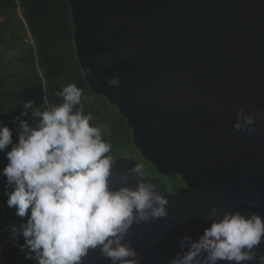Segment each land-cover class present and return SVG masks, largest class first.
Here are the masks:
<instances>
[{
  "label": "water",
  "instance_id": "95a60500",
  "mask_svg": "<svg viewBox=\"0 0 264 264\" xmlns=\"http://www.w3.org/2000/svg\"><path fill=\"white\" fill-rule=\"evenodd\" d=\"M67 3L75 55L91 91L125 118L140 158L185 184L171 193L157 177L139 178L169 201L168 216L147 227L133 224L126 236L141 264H168L183 236L195 241L210 226L213 206L221 216L255 212L264 221V124L256 121L252 135L233 127L238 108L264 110V0ZM112 76L119 86H108ZM137 164L117 157L110 189H135L138 177L130 170ZM253 250L264 255V236ZM83 264L110 261L97 248Z\"/></svg>",
  "mask_w": 264,
  "mask_h": 264
},
{
  "label": "clouds",
  "instance_id": "9594fccd",
  "mask_svg": "<svg viewBox=\"0 0 264 264\" xmlns=\"http://www.w3.org/2000/svg\"><path fill=\"white\" fill-rule=\"evenodd\" d=\"M107 84L116 87L120 81L112 76ZM56 95L62 103L43 110L33 109L32 100L23 103L24 110L14 118L20 129L16 143L9 127L0 124V152L8 161L0 169L6 178V205L22 218L8 226L13 245L35 264H83L89 250L97 248L110 264H141L139 252L126 236L133 224L147 227L150 221L168 216L167 196L156 184L139 179L144 174L138 164L130 170L138 177L135 189H110L114 158L103 137L109 130L107 125L90 123L93 116L85 114L82 103V99L91 103L93 97H85L74 83ZM30 109L39 118L35 127L22 119ZM256 121L264 124V110L253 114L240 107L233 127L252 135ZM9 145L11 150L5 151ZM206 215L210 226L195 241L183 236L180 251L168 264L252 260L264 264V255L253 250L264 236L260 215L224 211L221 216L215 206Z\"/></svg>",
  "mask_w": 264,
  "mask_h": 264
},
{
  "label": "trees",
  "instance_id": "16d2710c",
  "mask_svg": "<svg viewBox=\"0 0 264 264\" xmlns=\"http://www.w3.org/2000/svg\"><path fill=\"white\" fill-rule=\"evenodd\" d=\"M20 9L25 23L34 41L26 46L14 29L4 42V50L10 47L22 54L17 63H4L2 40L0 38V124L6 125L12 132L13 143L18 141V124L14 118L23 111V103L34 101L33 109L43 110L48 105L62 103L56 95L64 86L74 83L82 89L84 96H92L91 103L82 99L85 114L91 113L96 126L107 125L109 132L103 137L111 144L114 160L119 156L140 157L132 144V131L117 108L106 98L96 95L83 77L73 45V25L67 0H0V16L11 18ZM16 64V65H15ZM10 65V67H9ZM22 117L30 126L35 127L38 117H33L32 109ZM11 145L5 151H10ZM146 174H155V168L143 158H139ZM8 163L5 153L0 152V169ZM5 177L0 175V243L6 242L0 251V264H35L26 260L13 245L8 226L22 222L15 215V209L6 205ZM174 183H181L178 179ZM26 219V218H23ZM23 243L21 238L19 241Z\"/></svg>",
  "mask_w": 264,
  "mask_h": 264
},
{
  "label": "rangeland",
  "instance_id": "374dc122",
  "mask_svg": "<svg viewBox=\"0 0 264 264\" xmlns=\"http://www.w3.org/2000/svg\"><path fill=\"white\" fill-rule=\"evenodd\" d=\"M12 29H14L15 32L19 34V36L21 37V42H23L26 46L34 43L32 36L29 32V29L25 23L22 12L19 8L15 12V15L12 17V19L6 16H0V38L2 40V53L4 55L3 62L6 63L7 61H9L11 65H14V63H17L18 61V67H20L19 60L22 57V54L12 47H10L8 50L3 49V47H5L4 42H8L6 38L9 37L10 31ZM124 157H130V156L127 155ZM132 158L139 160L140 157L135 156ZM8 240H10V237ZM0 244L5 245L6 242Z\"/></svg>",
  "mask_w": 264,
  "mask_h": 264
},
{
  "label": "flooded vegetation",
  "instance_id": "af4514ba",
  "mask_svg": "<svg viewBox=\"0 0 264 264\" xmlns=\"http://www.w3.org/2000/svg\"><path fill=\"white\" fill-rule=\"evenodd\" d=\"M140 166H141V162H140ZM143 174L146 175V173L144 172ZM147 175L152 176V177H157L159 181L164 184L166 190L171 193H176L179 189L185 187L184 181L179 174L166 175V174H161L156 171L155 174H147ZM177 177L181 181V183H174V180H176Z\"/></svg>",
  "mask_w": 264,
  "mask_h": 264
}]
</instances>
